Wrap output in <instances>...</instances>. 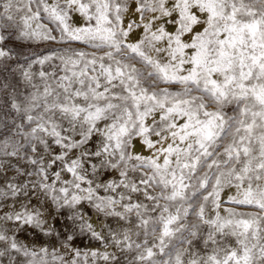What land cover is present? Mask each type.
Instances as JSON below:
<instances>
[{
	"label": "snow or ice",
	"instance_id": "6c2138e0",
	"mask_svg": "<svg viewBox=\"0 0 264 264\" xmlns=\"http://www.w3.org/2000/svg\"><path fill=\"white\" fill-rule=\"evenodd\" d=\"M139 4L128 42L123 0H0V264H264V0Z\"/></svg>",
	"mask_w": 264,
	"mask_h": 264
},
{
	"label": "rangeland",
	"instance_id": "374dc122",
	"mask_svg": "<svg viewBox=\"0 0 264 264\" xmlns=\"http://www.w3.org/2000/svg\"><path fill=\"white\" fill-rule=\"evenodd\" d=\"M135 2H136V5L138 6L137 8H139L140 7L139 0H123V3L125 4L127 10L122 13L121 27H124L126 30H127V26L123 23V20L128 15H129L128 16L129 17L128 23L130 24V25L128 24V26H131V28H132L131 31H133L134 28L135 29L138 28L137 24H140L139 28L142 26V24L140 23L141 20L135 19V16L131 15L128 12V11H130V9L132 7L131 5L134 4ZM149 2H150V0H149ZM75 12L76 11H72V12L69 13V15H70V23L73 26L78 27L77 26L78 24H77V22L75 20V17H74ZM141 15H143L144 18H147L148 16L152 15V13L143 12V14L140 13V16ZM82 20H83V23H84L83 27H85V26H87L89 24V21H88L86 16L83 15ZM131 31H130L129 36L127 38L128 42L131 41V39L129 40L130 34L132 33ZM144 35H145V33H144ZM6 46L12 47L14 52L17 54L19 62L23 63L24 62V57H31L33 54H37V55L47 54L49 51H51V50H53L55 48H62V47H65L66 45L50 43V42H46V41L37 43L35 41L29 42V41L8 40ZM73 47L81 48V49H84V50L89 51V52L96 51L94 49L86 47L83 44H74ZM15 63H16L15 61L11 62L8 70L0 69V82L10 83L12 86L19 87V89L21 91H23L24 90V86L19 81L18 74H15V73L11 72V68L15 67ZM131 150L135 154L142 155V156H150L152 154V153L151 154L149 153L147 155V154L142 153V152H137L135 150V141L133 142ZM112 175L114 176L115 173H108V174H106L103 177V179L106 180V179L109 178V176H112ZM234 194H235V189L234 188H225L224 191L221 193V196L226 201L228 196H231V195H234ZM228 206H231V205H228V204L224 205V207H228ZM83 209H84V212L87 214L90 222L93 223L97 227L98 226L102 227L105 224H114V221L111 218H106L105 217V219H104V216L102 214H98L87 203H85L83 205ZM241 210H243V211H255V209H253V208H243ZM92 216H94L96 218V220H93ZM101 224H103V225H101ZM63 226H64V217H61V219L56 222V227L59 229V228H61ZM100 227H98V228H100ZM21 239H23L25 241H30V240L33 239V237L31 236V234H29V235L21 234ZM34 239H35L36 243L39 245V244L43 243L44 241H48L50 238L40 234V235H36L34 237ZM52 243L56 244V241L53 240ZM75 243H76L77 246L83 248L84 250L95 249V248H97L99 246L98 242L96 240L92 239L90 236H88L86 234L79 236L76 239ZM3 264H7L6 259L4 260Z\"/></svg>",
	"mask_w": 264,
	"mask_h": 264
},
{
	"label": "bare ground",
	"instance_id": "6f19581e",
	"mask_svg": "<svg viewBox=\"0 0 264 264\" xmlns=\"http://www.w3.org/2000/svg\"><path fill=\"white\" fill-rule=\"evenodd\" d=\"M172 5V0H168V6L171 7ZM131 9L130 11H128L131 15H134L135 16V19L137 20H141V16H140V13L137 11V5H136V2L134 4L131 5ZM128 9V10H129ZM128 15V14H127ZM155 15L158 17V19L156 21H154V23L156 24H163L165 26V29L166 31H170V32H174L175 31V24L172 22L173 19H174V16L173 17H162L160 16V13L159 12H156ZM129 16V15H128ZM125 17V19L123 20V23L128 27V19L129 17ZM75 20L77 22V26L78 27H83L84 26V23H83V20H82V17L83 15L79 12V11H76L75 12ZM130 25V24H129ZM132 33L130 34V38L129 40L131 39L132 42H138L140 39H142V37L144 36V31H143V26H141L140 28H134L133 31H131ZM130 33V32H129ZM130 41V42H131ZM134 141H135V150L137 152H142V153H145V154H151V151L148 149V147L143 143V141L140 139V138H134ZM113 176V175H112ZM98 218V217H97ZM92 219L93 220H96V218L94 216H92ZM105 219V217H104ZM103 221V220H102ZM100 223V222H99ZM98 225V224H97ZM103 225V224H101ZM100 227V226H98ZM31 241V240H30Z\"/></svg>",
	"mask_w": 264,
	"mask_h": 264
}]
</instances>
